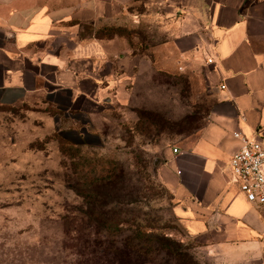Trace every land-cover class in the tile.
<instances>
[{"label": "rangeland", "instance_id": "1", "mask_svg": "<svg viewBox=\"0 0 264 264\" xmlns=\"http://www.w3.org/2000/svg\"><path fill=\"white\" fill-rule=\"evenodd\" d=\"M163 4L131 0L115 20L86 30L153 64L119 75L125 98L93 108L94 118L83 109L70 117L82 123L69 127L45 96L0 107V264H84L87 254L122 243L136 228L169 240L184 259L150 245L152 254L137 264H241L210 251V236H190L175 216L167 163L199 138L216 97L204 61L158 52L170 40ZM74 126L79 138L70 135ZM99 207L122 223L118 231L91 217ZM74 231L81 241L72 240Z\"/></svg>", "mask_w": 264, "mask_h": 264}, {"label": "crops", "instance_id": "2", "mask_svg": "<svg viewBox=\"0 0 264 264\" xmlns=\"http://www.w3.org/2000/svg\"><path fill=\"white\" fill-rule=\"evenodd\" d=\"M130 1L0 0V107L45 96L65 124L78 127L82 122L70 117L87 109L94 118L93 108L125 98L120 76L151 69V57L114 51L86 30L115 20ZM163 5L170 40L158 52L177 62L204 61L216 97L199 138L167 163L175 216L190 236H210V251L225 261L264 264V207L228 184L229 164L243 144L234 133L264 138V0ZM75 126L70 135L79 138Z\"/></svg>", "mask_w": 264, "mask_h": 264}, {"label": "trees", "instance_id": "3", "mask_svg": "<svg viewBox=\"0 0 264 264\" xmlns=\"http://www.w3.org/2000/svg\"><path fill=\"white\" fill-rule=\"evenodd\" d=\"M106 207H99L98 209H93L91 217L100 224V226L109 228L112 232H116L119 230L122 223H118V220L113 219L109 212L105 211ZM98 210V213H97ZM70 221V220H69ZM76 219L71 220V223L74 224ZM137 230L134 233L133 237H128L122 243H118L116 240L113 241L111 248H106L100 251V249L87 254L85 257V261H82L84 264H137L138 261H142L145 257L150 256L152 251L148 249L150 245H157L159 247H166V240L164 238H160L158 236L152 235V233H148L147 229L136 228ZM73 241H81L82 236L78 231H74ZM139 240L141 247L134 245L133 243ZM148 246V247H147ZM169 252L171 257L176 258L177 262H183L182 253H179V250H173L169 248ZM84 257L83 254L81 255Z\"/></svg>", "mask_w": 264, "mask_h": 264}, {"label": "built area", "instance_id": "4", "mask_svg": "<svg viewBox=\"0 0 264 264\" xmlns=\"http://www.w3.org/2000/svg\"><path fill=\"white\" fill-rule=\"evenodd\" d=\"M234 136L243 144L229 164L228 184L249 203L264 207V138L257 136L248 140L239 133H234ZM174 154H179V150L175 149Z\"/></svg>", "mask_w": 264, "mask_h": 264}]
</instances>
